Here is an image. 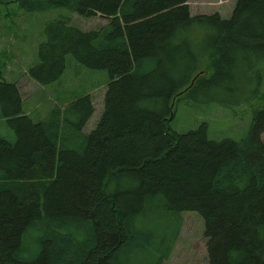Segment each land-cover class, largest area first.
Here are the masks:
<instances>
[{
  "label": "trees",
  "instance_id": "16d2710c",
  "mask_svg": "<svg viewBox=\"0 0 264 264\" xmlns=\"http://www.w3.org/2000/svg\"><path fill=\"white\" fill-rule=\"evenodd\" d=\"M188 1L0 0L59 13L31 80L60 84L69 57L109 77L84 134L90 95L34 122L0 76L15 136L0 137V264H167L184 212L203 220L208 264H264V0H236L227 18L193 16ZM73 14L107 23L83 31ZM203 93L252 107L241 139L211 140L206 123L170 129L175 105Z\"/></svg>",
  "mask_w": 264,
  "mask_h": 264
},
{
  "label": "rangeland",
  "instance_id": "374dc122",
  "mask_svg": "<svg viewBox=\"0 0 264 264\" xmlns=\"http://www.w3.org/2000/svg\"><path fill=\"white\" fill-rule=\"evenodd\" d=\"M235 2L189 0L188 5L193 16L219 13L227 18ZM57 13L30 14L16 3L0 4V76L16 84L23 98V111L34 122L45 120L59 100L71 101L90 95L95 110L83 129L84 134H89L95 129L103 112L104 94L109 82L106 71L87 69L69 57L70 65L60 84L41 86L28 76V70L37 62L38 46L44 41L45 24L55 19ZM71 20L73 25L83 31L95 30L107 23L99 16L85 18L77 14L71 15ZM197 98L198 103L193 102L194 99H186L175 105L174 117L169 123L172 131L184 133L206 123L211 140H239L245 135L251 123V106H211L212 97L205 93ZM0 137L11 142L15 140L13 131L2 120ZM262 140L264 142V134ZM182 221L179 238L166 263L208 264L202 218L195 212H184Z\"/></svg>",
  "mask_w": 264,
  "mask_h": 264
}]
</instances>
